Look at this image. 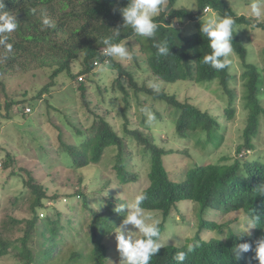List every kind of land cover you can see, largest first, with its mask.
I'll list each match as a JSON object with an SVG mask.
<instances>
[{"label":"trees","instance_id":"obj_1","mask_svg":"<svg viewBox=\"0 0 264 264\" xmlns=\"http://www.w3.org/2000/svg\"><path fill=\"white\" fill-rule=\"evenodd\" d=\"M59 1L65 4L66 9L58 10L52 4V0H4L5 10L16 15L19 27L8 34L9 43L13 45L12 51L8 53L0 46V76L14 69L20 72L42 70L49 66L48 63L49 67L55 63L57 66L48 75L50 81L35 94L28 95L23 91L18 97L0 99V115L8 118L9 110L14 105L21 104L23 107L32 105L33 100L41 98V95L46 94L54 85L55 77L62 72L70 73V62L77 59L80 54L83 63L80 74L93 69L94 60L102 62L107 58L120 75L128 76L126 85L122 83L123 80L117 78L118 87L123 92L126 102L123 108V133L118 134L105 116H96L89 127L82 130L69 119L70 112L60 110L58 112L63 111L60 114L63 120L61 125H55L58 131L53 152L55 155L53 154V162L48 164V167L57 164L54 162L55 157L59 162L64 160L65 168L78 172L88 165L100 163L104 154L112 150L114 151L111 158L112 168L117 184L127 185L139 179L138 172L127 166L128 162L131 163L132 157L127 142L134 141L142 156L148 161L149 184L141 190L146 191L148 199L143 207L161 213V231H164L165 221L178 206V202L188 201L195 205L198 221L192 240L201 241V246L189 253L183 264H258L254 251L243 253L239 258L232 254L236 244L248 242L254 249L255 241L264 236V197L254 194L257 186L264 183V152L256 151L253 142V137L258 133V114L264 111L261 106V98L264 95V73L256 65L246 61L248 52L238 33L236 31L233 33L232 43L234 53L244 65L241 79L244 81L243 97L245 107L248 109V117L242 131L243 144H239L235 152L240 155L244 148L245 151H252L255 156L250 155L247 156L248 158H242L243 155L236 156L232 161L223 157L225 162L220 160L202 165L194 163L185 170L179 180H173L163 165V156L167 152L158 145L154 135L149 131L147 117L143 116L145 120L142 119V129L128 128L125 111L129 107L130 89L135 93L141 91L152 96L154 100L169 104L174 114H177L174 120L177 135L197 138L199 142V137L204 134L206 142L214 148L218 147L223 139V135L219 132L218 119L187 101H179L173 94L156 92L145 86L139 87L133 74L122 68L112 57L102 54V46H104L102 38L110 35L113 29L122 28L123 18L119 8L126 6L127 0ZM176 1L167 0L165 9L157 17L159 27L156 34L152 38H146L151 53L143 60L145 66L155 77L164 82L171 83L178 80L197 84L216 82L224 93L231 94L228 85L234 74L231 73L230 66L217 71L202 62L203 55L210 52V49L207 39L200 32L203 22L201 16L208 7L221 15L227 12L234 16L235 27L240 24L253 26L252 20L245 15L236 14L226 0H194L195 11L175 7ZM31 8L36 9L35 14L30 11ZM45 16L54 21V28L42 24V18ZM173 21L177 22V26L172 23ZM185 21L194 22V29L190 34L179 26ZM257 26L264 28V21ZM132 35L134 33L130 28H122L117 39L124 40ZM165 37L169 40V54L160 56L157 54L156 45ZM78 87L84 90L82 82ZM85 104L88 102L86 101ZM224 111L226 119H230L234 108L230 105ZM30 112L26 113L22 108L21 116L30 118ZM155 117L157 120L161 118L159 114ZM69 137L72 141H69ZM31 139L30 146L25 148L27 158L24 151L15 154L3 147L0 148L4 153L1 158V170L10 169L5 183L11 181L19 187L9 205L0 209V260L13 251L22 264H106L108 248L105 239L112 234L117 222L123 218L125 210L117 213L114 209L124 203L116 204L114 202L117 199L111 197L107 200L103 211L90 207L91 217L87 221L85 231L88 248L85 252L74 251L67 258L62 256L59 249L60 244L64 242L62 230L69 226L63 225L60 212L56 210L53 217L51 211L57 207L56 204L64 200L73 202L75 200V204L72 205H76V198L80 197H82V205L88 207V199L85 190L80 187L81 176L77 177V188L67 189L54 185L52 181L48 182L47 174L41 178L37 176L39 170H44L42 162L37 157V148L43 147L42 141L50 140L51 134ZM34 140L37 141L35 145ZM30 158H33L34 162H31ZM108 183L110 182L106 184ZM23 206L26 213L22 209ZM42 209L47 212L45 216H41L43 218H40L39 211ZM17 211L25 215L17 217L15 215ZM233 212H241L244 217L250 212L255 213L260 216V224L250 228V234H242L240 232L244 229H235V231L231 228L230 219L222 223L218 222ZM71 219L69 217L68 222H71ZM226 229L228 230L226 239H218L223 236L222 233ZM204 232L213 233L215 237L202 238L201 234ZM185 247V245L167 244L152 257L150 264H177L173 256L178 249L182 250Z\"/></svg>","mask_w":264,"mask_h":264},{"label":"rangeland","instance_id":"obj_2","mask_svg":"<svg viewBox=\"0 0 264 264\" xmlns=\"http://www.w3.org/2000/svg\"><path fill=\"white\" fill-rule=\"evenodd\" d=\"M226 1L232 6L236 14L245 15L252 20L253 26L247 24L237 25L236 28L238 29L236 32L243 44H245L248 52L246 61L256 65L259 69L263 70L264 73V28L257 26V24L263 21H256L250 16L248 8L250 0ZM194 2V0H177L175 2V7H183L195 11L196 5ZM52 4L55 5L58 10L66 9L65 4L59 0H52ZM166 4L167 0H164L163 9H165ZM207 10H205V13L201 16L202 19L207 13ZM172 23L177 26L176 21ZM193 24V21H185L179 26L183 27L187 34H190L194 29ZM123 41L126 42L130 58H112L115 62H118L122 68H125L128 72L133 74L139 87L145 86L151 88L149 87L150 82L158 83L160 86L159 92L163 91L167 94H173L179 101H187L202 111H207L209 114L216 117L220 123L219 132L223 135V139L218 147L214 148L210 143H207L204 134L199 137V142H197V138L181 137L175 133L174 120L177 114H174L169 104L154 100L151 98L152 96L144 94L141 91L135 93L130 89V94L128 96L129 107L125 111L128 119V128L138 127L142 129V119L145 120L143 116L146 115L140 111L141 108L147 107L152 111L154 116H156V114L161 116L160 119H156L154 122L149 123V131L154 135L158 145L163 147L167 152L163 156V165L168 171L171 179L179 180L183 176L185 170L189 169L194 163L202 165L215 163L220 160L225 162V159H222L223 157L232 161L236 156L240 157L243 155L241 156L242 158H246L247 156L250 157V155L252 157L255 156L252 151H245L244 148H242L240 155L235 152L236 147L239 144H243L242 131L248 117V109L245 107V100L243 97L245 91L244 81L241 79L244 65L238 55L233 52L231 56L230 71L234 74V78L230 80L228 85L231 94H226L218 88L216 82L197 84L178 80L170 83L158 79L147 69L143 61L151 53L146 38L134 34ZM103 47L104 46H102V48ZM107 63H109V61ZM105 64L106 63L93 64V69L87 73H83V80L80 81L78 76L83 68L82 55L80 54L77 59H73L70 62V73L67 74L68 72H62L55 77L54 85L46 94L41 95V98L33 100L32 105H26L24 107L21 104L17 106L14 105L9 110L8 118H4L0 115V148L3 147L15 154L24 151V155L27 158L28 156L25 148L30 146L29 143L32 140L31 138L38 139L40 137H45L48 133L51 134V139L46 142L42 141L43 147L37 148V157L42 162L44 168V170H39L37 173L39 178L47 174L49 175L48 182L52 181L54 185L63 189L77 188V177L81 176L82 178L80 187L85 190L88 199V207L82 205V197H80L76 198V205H72L75 204V200L74 202L64 200L56 204L57 207L51 211L53 217L56 210L60 212L63 225L69 226L67 229L62 230L64 242L60 244L59 247L62 256L66 258L71 256V253L74 251L82 250L85 252L88 248L87 241L85 240V231L87 229V221L91 217L90 207L94 210L103 211L106 208L107 200L111 197L117 199L114 202L116 204H120V202L126 203L127 200H131L135 193L140 192L149 184L147 178V158L142 156L134 141L127 142L128 150L132 155L131 163L128 162L127 166L133 171L138 172L139 179L127 185L117 184L115 172L112 168L111 158L114 155V151L112 152V150L110 151L111 153L106 152L104 154L100 163L88 165L78 172H72L70 169L65 168L64 160L59 162V159H55V157L54 162L57 164L53 167H48V164L53 162L52 157L56 147L55 140L58 131L55 125H61V121L63 120L60 115L63 111L58 112L60 110H64L66 113L70 112L69 119L82 130L87 129L96 116H105L118 134L121 135L123 133V108L126 102L123 92L118 87L117 78L123 80L122 83L126 85L128 76L126 74L120 75L115 66L110 65L109 68H104L103 65ZM48 65L50 66L49 63ZM49 66L42 68L43 71L41 69H32L26 72H20V70L14 69L0 76V99L18 97L23 91H26L28 95L35 94L38 89L42 88L43 85L50 81L48 75L57 66V63L52 67ZM80 82L84 84V90L78 87ZM86 101L88 104H85ZM48 103L50 106H48ZM230 105L233 106L234 113L231 115L230 119H226L224 110L225 108H229ZM261 106L264 110V95L261 98ZM25 107L31 109L28 111H31L29 113L30 118L21 116V109H25ZM258 116V133L253 137V142L256 145L255 150L263 153L264 111H261ZM71 139L72 138L69 137V141H72ZM36 143L37 141L34 140L33 144L35 145ZM44 150H47V152H44ZM3 155V150H0V164ZM18 157H20V155H18ZM30 161L34 162V159L30 158ZM21 162L24 163L25 161ZM9 170L10 169L1 170L0 167V209L9 205L12 197L15 196L16 192L19 190L16 183H12L11 181H6L5 183ZM108 181L110 183L106 184ZM106 191L107 195H105ZM177 205L178 206L172 210L171 215L165 221L162 239L167 238L168 228L170 227L174 230V235L176 237L169 240L167 244L186 246L188 242L192 241L196 233V223L198 221L196 208L193 203L188 201H180ZM22 209L26 213L24 206ZM146 211L151 212L162 220V215L159 211ZM46 212V210H40L39 217L43 218L41 216H45ZM25 213L17 211L15 215L17 217H22ZM125 215L126 209L124 216ZM69 217L72 218L71 222H68ZM123 218L117 222L116 226L122 223ZM209 218H211V216H209ZM229 219L232 222L231 228L233 230L244 229L245 217L243 213H230L218 220V222L222 223ZM127 227L133 232L136 231L131 225ZM77 231H79V233H77ZM227 234L228 230L226 229L222 233L223 236L218 237V239L225 240ZM201 237L210 239L215 237V234L204 232L201 234ZM105 244L108 248L106 264H122L121 257L116 248L114 232L105 239ZM0 264H22V261L19 260L12 251L10 254L1 258Z\"/></svg>","mask_w":264,"mask_h":264},{"label":"clouds","instance_id":"obj_3","mask_svg":"<svg viewBox=\"0 0 264 264\" xmlns=\"http://www.w3.org/2000/svg\"><path fill=\"white\" fill-rule=\"evenodd\" d=\"M163 7L164 0H127L126 6L119 8V12L123 18L122 28H130L135 35L140 37L152 38L159 27L157 17L160 16ZM248 8L252 18L256 21H264V0H250ZM205 10H207V13L203 17L200 32L207 39L210 52L203 55L202 62L220 71L231 64V56L234 52L232 37L233 33L238 29L235 27L236 19L227 12L221 15L208 7L204 9V12ZM30 11L33 14L36 13L35 8H31ZM42 24L49 28L55 27L54 21L46 16L42 18ZM18 27L19 21L16 15L13 12L5 10L4 0H0V46L8 53L13 48V45L9 43L8 34L16 31ZM122 28L117 27L113 29L110 35L102 38V43L105 46L102 48L104 56L130 58L126 42L117 39L120 36ZM156 48L158 55L167 56L169 54L168 38H163L156 45ZM105 60L108 62L107 58L102 62L98 60L94 61L100 64L106 63L103 67L107 69L110 67V62L107 63ZM79 76H82V74H79ZM149 87L156 92L160 91L158 83L150 82ZM140 111L146 115L149 123L156 120V117L149 108H141ZM24 112L27 113L25 109ZM254 194L264 197V183L257 186ZM105 195H107V191ZM147 199L146 191H140L135 193L131 200H127L126 203L114 209L117 213L126 209V215L122 223L112 230L115 233L116 248L121 257L122 264H150L152 257L156 256L162 247L167 246L169 240L176 237L174 230L169 227L167 238L162 239L161 219L146 211L143 207ZM259 224L260 216L250 212L244 219V231L240 233L250 234L249 229ZM128 225L133 226L136 231H131L127 227ZM200 246L201 241L193 239L186 244L184 249H178L175 252L173 260L177 264H183L188 254ZM249 251H254L258 264H264V236L255 241L254 249L253 245L248 242L236 244L232 249V254L239 258L243 253Z\"/></svg>","mask_w":264,"mask_h":264},{"label":"built area","instance_id":"obj_4","mask_svg":"<svg viewBox=\"0 0 264 264\" xmlns=\"http://www.w3.org/2000/svg\"><path fill=\"white\" fill-rule=\"evenodd\" d=\"M105 62H107V61L105 60ZM97 63H98L97 61H94V64H97ZM78 79L82 80L83 78H82V76H79ZM25 110L28 112L30 109L29 108H25Z\"/></svg>","mask_w":264,"mask_h":264}]
</instances>
